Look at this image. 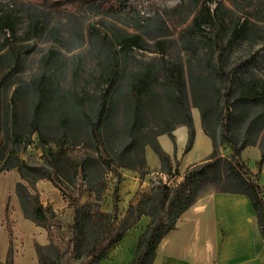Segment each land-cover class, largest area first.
Returning a JSON list of instances; mask_svg holds the SVG:
<instances>
[{
    "label": "rangeland",
    "instance_id": "1",
    "mask_svg": "<svg viewBox=\"0 0 264 264\" xmlns=\"http://www.w3.org/2000/svg\"><path fill=\"white\" fill-rule=\"evenodd\" d=\"M252 1L256 4V0ZM208 4L215 14L214 20L211 24L202 22L201 30H197L194 20L198 17L201 22L204 13L200 12L202 5H197L195 0H0V13L13 8L19 19L17 37L0 53L3 54L1 64L14 67L11 78L0 92L5 133L0 153V264H5L10 244L14 264H39L35 242L41 241L40 232L48 234L45 228L25 217L16 192L19 183L28 187L39 197L41 204L50 207L56 215L50 221L53 240L48 235L43 247L45 254L53 261L58 260V264L91 262L90 259L72 257L74 244L70 228L75 205L89 206L94 222L99 225L104 223L100 214H112L117 222L126 214L120 209L118 192L115 194L117 176L111 172L102 176L98 164L91 160L88 166L91 177L87 179L81 166L85 158L93 159L99 155L90 139V124L83 112H91V119H95L100 97L107 88L103 83L108 66L104 62L105 52L97 38L88 32L89 26L100 37L109 35L112 45H117L123 30L136 32L138 24H143L142 33L137 31L143 37L141 47L127 54L118 53L124 59L125 74L112 90L116 94V109L108 131L117 150L122 146L120 124L132 107L129 90L146 69H155L158 78L152 102L169 92L168 70L179 66L184 71L189 94L196 96V101L209 110L212 105L207 99H199L203 86L199 79L207 78L218 88L235 77L264 78V11H256L255 6L249 4L248 7L242 0H212ZM35 20L42 23L40 31L32 29ZM245 20L249 23L244 37L229 46L233 30ZM7 36L0 31V43ZM120 48L118 46L116 51ZM18 52L20 60L17 61ZM221 55L225 70L217 74ZM206 90L212 91L213 86ZM195 104L192 99L195 130L198 127L202 137H198L194 149L185 152L186 143L181 144L179 132L177 139L168 136L161 139L163 150L169 146L171 151L177 149L183 153L182 168L210 156L212 142L202 131L200 111ZM161 111L160 104L150 103L138 116L139 125L144 130L156 126L161 129L178 122L177 118L162 121ZM248 125V121L242 120L233 123V129L242 133L241 141L255 143L247 148L257 147L261 151L264 149V130L244 134ZM227 147L225 144L220 148L223 156L228 153ZM57 151L62 152L58 173L51 167L52 156ZM145 156L152 167L160 162L150 146L146 148ZM244 162L250 173L251 166L257 170L262 168V160L256 163L253 151L246 153ZM13 165L17 167L7 168ZM18 168L25 171L30 181L22 178ZM180 172L177 161L172 163L170 173L162 164L161 169L154 172L149 189H140L134 199L138 202L130 203L129 207L148 196L151 200L144 207L150 212L156 202L163 200L164 186L173 194L186 174L181 176ZM148 173H152L150 168ZM98 180L102 182L95 184ZM220 188L211 182L198 186L197 192L203 195ZM172 212L166 209V221ZM133 227L135 225L129 229ZM98 233L97 229H90L87 245L92 244Z\"/></svg>",
    "mask_w": 264,
    "mask_h": 264
},
{
    "label": "trees",
    "instance_id": "2",
    "mask_svg": "<svg viewBox=\"0 0 264 264\" xmlns=\"http://www.w3.org/2000/svg\"><path fill=\"white\" fill-rule=\"evenodd\" d=\"M211 1L195 0L197 5H202V11L200 12L204 13L201 22L197 20L198 17L194 20L197 30H201L202 22L211 24L214 20L215 14L211 12L208 4ZM242 2L248 3V7L249 4L250 6H255L256 11H264V0H256V4L252 0H242ZM14 12L15 10L12 8L2 14L0 13V31L8 35L4 42L0 43V53L10 44L11 40L17 37L19 19L18 16L14 15ZM248 23V20H245L235 27L228 42L229 46L244 37ZM138 25L136 32L123 30L117 45H112L109 35L100 37L94 33L92 26L88 28L91 36L97 38L101 44L105 52L104 62L108 66L103 74V83L107 88L100 97L95 119H91V112H83V116L90 124V139L94 142L99 153L96 158H85L83 160L81 164L83 173L87 175V179H90L88 166L92 160V162L98 164L97 166L102 176L111 172L117 176L118 182H120L122 178L121 169L124 168L137 171L142 179L149 172L145 156L147 146L153 148L161 163L167 167V172L170 173L172 171V161L162 149L158 137L166 134L174 140V131L180 126H186L188 128V142L185 152L187 153L191 150L195 139V128L191 113L192 99H195L196 104L194 106L200 111L203 130L213 142V151L206 160L187 169L182 182H180L173 194H171L169 187L164 186L163 200L156 202L150 212H146L144 207L151 200L147 196L143 197L136 206L131 205L119 222H117L116 217L113 218L112 214H100L99 216L103 218L104 223L99 225L94 222V216L89 206L81 208L75 205L74 220L70 228L73 235L72 243L74 244L72 257L76 260L90 259L91 262L89 264L97 263L104 258L110 249L123 240L127 230L136 225L142 215H147L150 216L151 221L138 237L135 257L129 264H152L157 247L163 237L176 227L177 220L181 214L189 209L201 196L197 192L198 186L211 182L221 187L217 191L247 195L255 207L258 224L264 234V199L262 198L261 188L253 179L246 163L241 159V152L248 146H254L255 143L241 141L242 133L233 129V123L245 120L248 121L249 125L244 130V134H257L264 130V78L256 76L251 78L235 77L224 84H220L218 88L215 83H212L207 78L199 79L200 85H203L199 92V99H207L212 105V110H209L196 101V96L189 94L184 71L179 66H172L173 68L168 70L169 92L163 95L162 99L159 100L158 98L155 102H152V95L156 92L154 86L158 78L155 69H146L129 90L132 110L126 111L123 117L119 130L122 146L118 150L115 149V140L108 133L112 127L113 113L116 109L114 105L116 94L112 90L125 74L124 59L118 53L127 54L134 48L141 47L143 37L137 31L142 33L143 24L140 23ZM32 29L33 31H40L42 23L38 20L33 21ZM118 46L121 47L119 52L116 51ZM163 51L164 48L161 47V53ZM222 57L221 55L217 74L225 70V63ZM2 58L3 54H0V60ZM15 60H20V52L16 53ZM13 70L14 67L12 65H2L0 62V92L4 90V85L11 78ZM210 85L213 86V90L205 91ZM1 98L0 96V153L5 143V133L2 127L3 110ZM150 103L162 106L163 111L160 114L162 121L167 122L177 118L178 122L168 124L161 129L156 126L157 128L150 127L144 130L138 123L140 121L138 116L145 111ZM258 107L263 111H255ZM212 123H214V126H212ZM258 123H261L259 127L256 126ZM225 144L232 149V154L229 156H223L221 153L220 148ZM61 155L62 152L57 151L52 156L51 167L53 172L58 173L60 171L59 161ZM261 157L263 160V148H261ZM13 167H17V165L7 168ZM18 170L23 179L30 181L22 168H18ZM100 182L102 181L98 180L95 184ZM93 186L90 185V187ZM16 192L25 217L33 220L38 226L45 228L50 239L53 240L50 221L54 220L56 215L52 209L44 207L39 197L32 194L28 187L22 183L17 185ZM117 192L118 187L115 189V194ZM113 200L114 202L116 201L115 197ZM167 208L174 212L169 214L166 221L165 211ZM131 217L132 221H129ZM92 227L97 229L99 233L92 244L89 245L88 243L87 245L88 233ZM9 235H12L11 229H9ZM35 247L39 264H58V260L53 261L45 254L43 246L36 243ZM5 264H14L12 244L9 246Z\"/></svg>",
    "mask_w": 264,
    "mask_h": 264
},
{
    "label": "crops",
    "instance_id": "3",
    "mask_svg": "<svg viewBox=\"0 0 264 264\" xmlns=\"http://www.w3.org/2000/svg\"><path fill=\"white\" fill-rule=\"evenodd\" d=\"M202 131L204 132L203 127ZM178 132L181 144L186 143L187 146L188 128L186 126L178 127L174 131L175 139H177ZM163 136L168 135L164 134L158 137L160 144ZM198 137L201 138L202 136L197 127L191 150L196 146ZM207 137L211 140L209 136ZM164 150L173 164L176 161L179 163L181 176L186 173L190 166L198 164L194 163L182 168L183 153L177 149L171 151L169 146ZM212 151L213 142L209 149L210 154ZM226 151H228L226 156L232 154L229 146ZM250 151H253L256 163L262 160L259 148L249 147L241 152L243 161H245L246 153ZM161 165V161L155 167L148 164L152 173H147L142 179L137 171L121 170L122 178L120 182L116 181V187H118L122 212L126 213L130 203L138 202L134 199L140 189L143 191L149 189L150 182L154 179L153 174L156 170L161 169ZM249 168L253 174V179L263 193L264 159L261 170L252 166ZM113 182L111 187L114 189ZM109 191L111 192V190ZM150 221V217L146 215L141 217L137 225L126 232L119 246L110 249L108 254L95 264H129L132 262L135 257L138 237L144 232ZM40 234L41 241L35 242V244L45 246L48 234L42 232ZM152 264H264V234L259 227L257 213L251 199L245 194L220 191L201 195L189 209L181 214L176 227L163 237L157 247Z\"/></svg>",
    "mask_w": 264,
    "mask_h": 264
}]
</instances>
